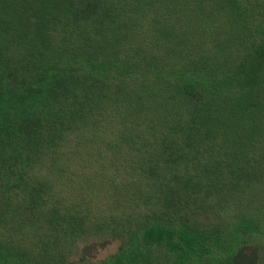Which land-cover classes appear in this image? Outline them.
<instances>
[{
    "label": "trees",
    "instance_id": "obj_1",
    "mask_svg": "<svg viewBox=\"0 0 264 264\" xmlns=\"http://www.w3.org/2000/svg\"><path fill=\"white\" fill-rule=\"evenodd\" d=\"M56 177L111 219L133 208L106 264L243 260L239 243L264 231V0H0V264L62 258L17 238L69 241L78 209L53 196ZM222 187L245 210L226 227Z\"/></svg>",
    "mask_w": 264,
    "mask_h": 264
},
{
    "label": "rangeland",
    "instance_id": "obj_2",
    "mask_svg": "<svg viewBox=\"0 0 264 264\" xmlns=\"http://www.w3.org/2000/svg\"><path fill=\"white\" fill-rule=\"evenodd\" d=\"M142 152V151H141ZM183 152V151H182ZM145 156V155H144ZM184 156H187L186 151L184 152ZM184 158L180 159V162H183ZM202 160L210 161L211 157L208 155H204L202 157ZM179 167L180 165L177 164ZM180 174H184L185 172L182 171V169L177 170ZM194 169L189 166L188 173H192ZM67 175H70L67 173ZM52 179V178H51ZM55 181L54 185L60 186L62 191H52L53 196H60L62 195L64 197L63 205L65 206L67 203H71L74 201L76 208L78 209V213L75 215L74 220L71 223V226L73 227L71 236L68 237L69 241L65 242L62 241H54L51 237V233L48 235V237L44 238L43 241L47 243L52 244L50 248H47V245L45 246L43 242H36L33 244L32 241L28 240L26 236H28L31 232L29 230L28 226L24 228L22 232H18L17 238H21L22 244H20V249L22 251H32L33 253H36L37 258H41V254H48L54 258H58L59 256H62L61 259L54 261V264H106L111 262V259L113 256H116L120 253V251L124 248L126 244V236L125 233H122L119 231V227L123 225L128 224L129 222H126V220L129 221L127 214H131L132 209L131 207H128L125 202H121L119 206H117L116 213L119 214L118 217H115L111 219L109 217L108 212L110 211L109 208H107V203H105L106 200H102L101 196L97 197L91 202L93 209H87L82 204L76 202V198H73L71 200L68 193L71 191L69 187L65 186V182H62L63 179L56 177L53 178ZM43 186V185H42ZM58 186L55 188L57 189ZM58 190V189H57ZM246 191V190H245ZM236 189L229 190L227 187H222V189L218 190L216 193H212L210 197L214 199L216 202V205L219 203V212L218 216L215 218L217 221V225L226 227V225L234 219H237L243 215L242 210V204L240 205V202L238 200V197L235 194ZM42 191L40 192V194ZM44 195L45 200H47L46 204H48V200L52 199L45 193H42ZM101 195V193H100ZM196 194L191 193L189 198L194 201V196ZM245 196L244 198L239 199L243 201L245 198H249V194L247 192H244L242 194ZM223 197V198H222ZM153 201L157 203V206L160 210V205L164 201L163 195L153 197ZM197 199V198H196ZM218 199H221L218 201ZM26 201L27 204H23V207L27 205H33L34 201H36L34 198H31L30 193L26 195ZM197 204L196 202H194ZM243 203V202H242ZM63 206V207H64ZM47 207L44 206L41 208V213L43 211H46ZM163 211V210H162ZM82 212H85L88 214L87 220L88 224L90 225V228L87 232H78L80 225H79V219ZM40 213V214H41ZM38 214V213H37ZM43 215V213L41 214ZM104 217V219H102ZM90 219L92 220H101V226L97 225L95 227L90 223ZM223 219V220H222ZM208 220V219H207ZM214 224V223H212ZM78 225V226H77ZM40 231V230H39ZM259 233L251 232L245 239H243L239 246L246 245L243 249V255L244 259L241 260L238 264H264V231L259 230ZM1 233V230H0ZM10 235H13L12 232H10ZM68 236L66 233V230H64V238ZM17 240V239H16ZM62 242H64L62 244ZM19 246V245H18ZM42 247L46 248V251L42 250ZM236 247V249L238 248ZM61 254V255H60ZM255 257V258H254ZM154 259H148L146 260L144 264H169L166 260V257L162 255V252H156L154 254Z\"/></svg>",
    "mask_w": 264,
    "mask_h": 264
}]
</instances>
